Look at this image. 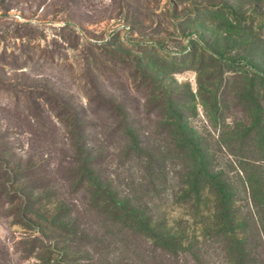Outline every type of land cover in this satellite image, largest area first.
<instances>
[{
  "label": "rangeland",
  "instance_id": "obj_1",
  "mask_svg": "<svg viewBox=\"0 0 264 264\" xmlns=\"http://www.w3.org/2000/svg\"><path fill=\"white\" fill-rule=\"evenodd\" d=\"M2 2L11 8L0 10V170L8 166L0 185L16 177L11 167L29 173L40 166V174L20 186L48 181L50 187L33 193L43 201L24 212L0 188V264H227L225 247L211 234L213 199L202 195L196 204L192 197L195 205L178 199L184 167L170 149L177 117V128L196 132L205 165L222 172L232 186L236 232H243L257 258L264 257V231L258 226L264 227V212L255 216L246 208L248 192L240 173L251 159L264 156V148L256 146L255 132L236 140L235 127L248 128L254 111L246 101L244 112V99L236 92L244 83L232 78L233 70L264 77V0ZM206 10L204 21L189 23L195 12ZM26 22L33 30L30 42L14 36L17 25ZM106 43L113 47H103ZM22 46L26 53L21 55ZM246 84L244 98L252 103L256 92L263 98L264 120L263 83ZM24 93L35 101L32 109ZM65 107L83 118L87 127L81 140L95 146L98 170L114 192L146 203L154 220L182 238L197 262L184 253L176 263L167 256L162 260L142 239L125 237L102 217L81 218L86 197L75 190V182L61 179L74 155ZM117 112L142 143L141 158L125 156L127 140L120 133L109 135ZM151 155L160 173L154 168L147 173ZM59 210H70L72 221L80 216V228L88 235L84 241L63 238L49 227L60 226L53 223ZM32 241L35 253L25 259L23 246Z\"/></svg>",
  "mask_w": 264,
  "mask_h": 264
},
{
  "label": "trees",
  "instance_id": "obj_2",
  "mask_svg": "<svg viewBox=\"0 0 264 264\" xmlns=\"http://www.w3.org/2000/svg\"><path fill=\"white\" fill-rule=\"evenodd\" d=\"M2 3V0H0V10L7 12L11 6H2ZM195 13V19L189 21L191 24H195L198 21H204L208 13H210V10ZM126 20L128 19L126 18ZM17 26L18 28L14 31V36L18 39H25L26 42H30L32 39L30 35L33 32V30H30L31 25L26 22ZM67 26V24H64L61 27V30L67 28ZM72 33L74 38L77 39L73 30ZM102 46L113 47V45L108 43L102 44ZM22 48L21 55L26 53L24 46H22ZM18 57L13 58L14 61H17ZM153 58L162 57L155 55ZM233 72V80L238 78L239 81L244 83L241 87L237 88V97H243L244 106L247 101L246 104L248 107L254 111L248 128L241 129L235 127L236 140L240 138H244V140L247 138L249 139L250 134L255 132L254 135L258 134L256 135L257 139H255L256 146L264 148V120L262 116L263 108L261 106L263 98L260 96L259 92H256V95L253 96L254 102L251 103L249 99L244 98L247 96H243L247 88L246 83L251 84L255 79H257L259 83H263L259 90L264 93V77H262L263 75L256 74V78H252L246 73L241 75L242 72L238 73L234 70ZM24 96L28 103L27 109H32L35 105V101L32 100L28 93H24ZM19 97L20 95L17 93L13 95L12 105L15 108L18 105ZM54 97V101L59 102L57 97ZM101 103H103L104 106L107 104L104 103L103 100ZM238 104L243 105V102L239 101L237 105ZM61 105L63 106V104ZM248 107H244V112H247ZM65 109L67 110H65L66 112L63 116H67L66 123L68 124L70 133L74 137L72 145L74 155L68 163V171L63 172L64 176L61 179L66 182H75V190H81L84 194H82V196L86 197L83 210L79 213L81 218L86 217L87 214L102 217L104 221L108 222L110 226L114 227L118 233H122L125 237L142 239L149 245L151 251L162 260H165V257L167 256L170 260H173V263H176L177 255L179 253H184L197 262L196 255L189 251L190 247L184 244L185 242L182 238L176 237L173 234V230L167 228L166 224L154 220L146 209V203L140 204L128 197L120 198V196L114 192L111 182L103 179L101 172L98 170L101 158L94 150L95 146L92 144V146H87L84 141L81 140L83 129L87 127L83 123V118L69 108L65 107ZM58 115L59 117H62L60 114ZM33 117L35 116L33 115ZM116 119L118 120L117 124L109 132V135L115 137V135L120 133L123 138H126L127 140V143L125 144V156L141 158L142 143L135 140L136 138H133L132 134L130 135L129 123L126 121L125 116L117 112ZM179 124L180 121L178 117L173 118V128L175 130L173 131L172 147L170 148L172 154L174 153L176 159L181 160V166L184 167V172L180 173L177 182L179 191L182 192L180 195L181 198L178 199H181V201H184L186 204L195 201L197 204L199 197L202 195L209 196L213 199L211 216V230L213 232L211 234L217 242L225 247L227 264H264V257L262 259L257 258V255L249 246L246 237L242 235L243 232L241 231L237 233L235 230L236 212L233 206L235 202V194L233 193V188L229 184V181L221 177L223 176L222 172L214 173L212 168H209L207 164L205 165L206 155H203V150L198 148L196 132L194 130L183 131L177 128V125ZM90 127L92 128V125H90ZM153 158L154 156L152 155L147 158L148 168L146 171L150 174L153 173L155 169L156 172L160 173L162 171L161 167H154L155 163L153 162ZM250 162L251 163L247 165V169L243 167L241 168L240 173L243 175L242 184L245 185L248 192L246 208H251L252 213L255 216H259L264 212V170L258 162H263L262 164H264V156L258 159H251ZM1 166L2 164L0 163V168ZM39 167L40 166H37L29 173L20 172L19 168L11 167L12 173L16 172V177L14 176L9 184L0 185V188L2 189L1 192L6 194V198H10L12 201L17 200L15 203L17 211L21 210L24 212L28 207L34 208L35 206H40L43 201L41 197L33 198L32 194L48 189L50 187L48 181L42 184H37L36 182L31 181V183L29 182L30 184H27L26 186H20L22 181L38 176L40 174ZM3 168L2 171L0 170V181H2L4 176L8 174V166L4 165ZM152 185L153 183L149 182L148 186ZM192 197L196 198V200H191ZM45 200H51L50 195H46ZM56 207L57 205L55 208ZM59 211L62 212V210ZM34 215V218L38 219L37 214L34 213ZM80 216L72 221L70 219V210H65V212H62L61 216L58 215V217L53 219V223L59 221L60 226L55 228L50 225L49 227L63 238L66 237L71 240L77 239L84 241L86 239L85 237L88 235H86L84 230L80 228ZM17 223L19 224V222ZM258 226L263 228L264 231L261 222H258ZM33 243H35V241H32L28 246H23L25 249L23 257L25 259L31 257L35 253L34 249L36 246L33 245ZM262 247L264 249V245H262ZM23 248L21 247V249ZM61 263L62 261H59L56 264ZM110 264L119 263L112 262Z\"/></svg>",
  "mask_w": 264,
  "mask_h": 264
}]
</instances>
